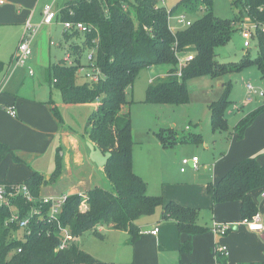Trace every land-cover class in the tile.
<instances>
[{"label": "trees", "instance_id": "trees-1", "mask_svg": "<svg viewBox=\"0 0 264 264\" xmlns=\"http://www.w3.org/2000/svg\"><path fill=\"white\" fill-rule=\"evenodd\" d=\"M126 1L128 8L124 9ZM213 2L183 0L181 6L185 13L193 14L201 9H206V12L191 25L173 30L168 17L170 11L160 0L67 1V7L62 11L63 19L84 21L92 26L84 42L72 46L71 54L80 63L87 50L96 49V62L105 78L97 83H79L78 65L59 63L51 66V79L68 103L99 100L89 119L88 133L95 145L107 154L105 172L111 188L96 187L86 193L89 206L86 211L81 210L84 194L69 195L58 220L49 222L40 220L37 215L30 217L34 207L42 208L44 213L48 211L49 204L42 203L40 194L43 178L35 175L23 181L35 200L28 201L18 195L12 198V205L20 211L21 219L30 217L28 229L31 233H25L23 239L17 236L20 226L7 223L11 208L0 203V264H115L94 257L77 243V238L92 230L96 236L105 239L98 226L110 224L127 231L134 243L141 233L137 220L155 213L159 207H163L164 219L175 222L181 235H187V239L180 242L181 252L190 250L194 234L208 229L198 223L200 208L173 200L165 202L163 196L150 194L147 182L134 171L132 112L128 93L143 69L158 65L167 66L168 71L166 76L152 80L147 88L146 102L155 104H188V82L194 77H221L255 65L264 79V0H233L236 5L241 3L259 25L257 55L249 53L239 63H221L217 59V48L231 41L237 26L216 17ZM66 34L68 37L80 33ZM180 58L186 59L181 76L177 74ZM2 67L0 62V70ZM232 87L231 81L225 83L221 95L210 103L214 131L229 128L227 110ZM263 111L264 105L244 116L236 127L240 136ZM157 135L164 147H173L178 142L172 129H163ZM180 140L201 143L203 138L201 134L192 133ZM261 187H264V163L257 156H252L237 162L216 185L210 183L207 189L216 202L240 200L244 219L259 212L251 191ZM59 225L70 229L74 236L65 249H58L64 237ZM218 255L219 261L224 258L220 252ZM245 264H264V261Z\"/></svg>", "mask_w": 264, "mask_h": 264}, {"label": "crops", "instance_id": "crops-1", "mask_svg": "<svg viewBox=\"0 0 264 264\" xmlns=\"http://www.w3.org/2000/svg\"><path fill=\"white\" fill-rule=\"evenodd\" d=\"M3 1L0 2V62L3 63L0 70V182L20 183L40 175L43 178L41 197L85 195L96 187H111L105 172L107 154L95 145L88 133V122L99 100L68 103L51 79V66L62 64L65 55L71 54L72 46L85 40L83 34L67 37L65 27L58 43L50 33L43 35L41 32L44 27L49 32L54 25L64 26L61 12L69 0ZM160 2L164 5L162 0ZM49 3H54V8L60 13L51 24H45L42 23L44 9ZM28 21L40 26L32 39V54L24 65H17L13 56ZM86 54L87 51L82 61L86 60ZM165 67L166 71L158 76L167 75L168 67ZM30 69L34 72L30 73ZM13 106L16 116L9 112ZM209 120L211 123L210 113ZM224 131L228 132V129ZM213 132L216 134L223 130ZM243 137L244 134L238 140ZM238 140L237 131H233L231 142L218 152V158L213 152L201 165L199 158L198 168L190 163L189 168L193 169L189 174L183 165L182 178L163 179L161 196L165 202L173 200L200 208L198 223L208 229L194 234L190 250L181 252L180 242L186 240L187 235H181L175 222L165 220L163 207H159L161 211L151 224L142 222L141 217L137 220L141 233L134 243L127 231L120 230L133 245L135 264H245L264 261V230L253 231L242 223L240 200L216 202L207 189L210 183L216 185L237 162L264 149L263 146L246 147ZM203 143L204 139L200 144ZM164 148L169 150L174 146ZM260 162L264 163V158ZM148 192L155 195L150 192L149 185ZM251 195L264 222V187L252 190ZM215 223L227 224L230 230L226 235H218L211 229ZM108 226L116 229L110 224ZM156 226L159 227L158 234L149 232ZM105 228L106 224L98 226L102 234ZM104 235L106 239L107 235ZM222 247L227 248V254L222 252ZM219 252L224 256L220 261Z\"/></svg>", "mask_w": 264, "mask_h": 264}, {"label": "rangeland", "instance_id": "rangeland-1", "mask_svg": "<svg viewBox=\"0 0 264 264\" xmlns=\"http://www.w3.org/2000/svg\"><path fill=\"white\" fill-rule=\"evenodd\" d=\"M128 1L133 2V0ZM162 1L173 16L184 14L187 19L194 21L206 12V9H201L189 14L185 13L184 7L181 6L183 0ZM125 3L128 4L127 1ZM212 9L216 17L237 26V31L231 41L227 45L217 48L218 61L221 63H239L249 53L256 56L258 53L257 39L253 40L251 47L244 46L245 38L240 27L244 22L245 24L251 23L252 19L242 4L236 5L233 0H214ZM171 25L177 30L185 28L184 25L178 24L174 20ZM63 31L64 26L62 24L54 25L52 31L49 30V32L45 27L41 30L43 35L50 33L53 36L52 39L57 43L59 38H62ZM66 57L67 54L64 59ZM165 71V65L143 69L128 93L132 111L133 168L148 183L150 192L155 195L162 194L164 178H182L181 167L184 165L181 163L182 158L192 159L195 154L201 159L200 165L210 158V154L212 155L213 152L217 154L215 158H218L220 151L231 140L233 131H236L237 125L244 116L263 105L258 94H254L251 100L248 99L247 82L251 81L257 91L264 89V79L255 65H251L243 71H231L221 77L206 75L192 78L188 82L190 87L188 104L172 105L146 102L147 88L151 79ZM229 81L232 82L233 87L231 103L227 110L228 132L223 131L215 134L209 120V104L221 95L224 84ZM78 82L83 83V79L78 80ZM263 114L264 111L260 112L251 125L247 127L250 130H248V134H246L247 129L245 130L243 139L238 140L240 135L237 132V140L241 142V145L253 148L264 147ZM163 129L173 130L178 141L176 147L168 150L161 145L157 133ZM192 133L202 134L204 143L181 142V138L188 137ZM206 144L209 146L207 147ZM255 156L262 160L264 149ZM184 167H186L187 174L191 173L193 168H189V165H184ZM160 211V208H157L155 213L142 216L140 219L146 224H151ZM105 229L106 239L99 238L92 230H89L78 237L76 241L84 250L100 260L115 264H135L134 248L126 240L127 235L118 229L110 228L108 224H106Z\"/></svg>", "mask_w": 264, "mask_h": 264}, {"label": "built area", "instance_id": "built-area-1", "mask_svg": "<svg viewBox=\"0 0 264 264\" xmlns=\"http://www.w3.org/2000/svg\"><path fill=\"white\" fill-rule=\"evenodd\" d=\"M0 2L3 3L4 1L0 0ZM123 8L127 9L128 4L124 3ZM59 13L60 12L54 8V3L47 4L44 9V18H43L42 23L51 24L59 16ZM72 13L73 12L71 11L70 14ZM168 17H169L170 26L173 30H176L171 25L173 20L178 24L184 25L185 27L193 23V20L187 19L184 14L173 16L172 12H169ZM63 24L65 27V31L68 33L78 32L80 34L86 35L88 32L92 30V26L85 23L84 21L64 20ZM39 26L33 25L30 21L26 23L23 37L13 56V61L17 65H24L27 61V58L32 54V45H31L32 39L37 33ZM258 27H259L258 23L253 20L251 23L245 24L244 22L243 25L240 27L243 37L245 38L244 39L245 47L249 48L252 46L253 40L256 39L257 37ZM185 60H186L185 58H180L179 70L177 72L179 76H181L182 74L183 62ZM62 64L70 65V66L78 65L76 74L78 75V77H81L84 80V82L97 83L105 78V74L103 70L101 69L100 66H98L96 62V49L87 50L86 60L81 61L80 63L77 62L76 58L73 57L72 54L68 53L67 57L63 60ZM33 72H34L33 69H30V73H33ZM246 87L248 90V99L251 100L254 94H258L264 105V89H262L261 91H257L251 81L246 83ZM9 112L11 115L16 116V109L14 106L10 108ZM198 161H199V158L197 156L193 157V159H188V158L182 159V163L184 165H189L190 163H192L195 168L199 167ZM183 170H185V168H183ZM18 195H22L28 201L35 200L33 194L31 193L26 183H23V182L12 183L9 186L6 183L0 182V201L1 203H4L5 205H8V207L11 208V215L8 218L7 223L8 224L16 223L20 226V230L17 233V236H20V238L22 239L25 238V233L27 234L31 233V230L28 229L30 217L37 215L40 220L44 221L47 219L49 222L58 220V215L60 214L61 209L69 196V195L64 194V195L57 196V197H53V196L42 197L41 199L42 203L49 204L48 211L44 213L42 208L34 207L30 211V214H31L30 217L21 219L20 211L12 205V198L17 197ZM88 209H89V206H88L87 197L86 195H84V199L81 204V210L86 211ZM242 223L247 225L248 228L253 231L264 230L263 218L259 212L254 214L252 218H244L242 220ZM59 228L64 234V237L61 240L58 246V249H65L74 240V236L70 229L63 227L61 225H59ZM211 229L214 233L218 235H226L228 231L230 230V227L227 224L215 223L211 227ZM149 232L153 234H158L159 227L156 226L154 229L150 230ZM21 250L22 249H19V251ZM222 252L224 254H227V248L222 247Z\"/></svg>", "mask_w": 264, "mask_h": 264}]
</instances>
